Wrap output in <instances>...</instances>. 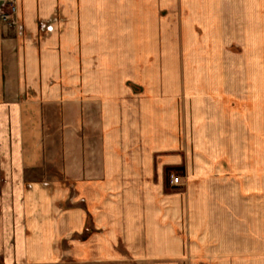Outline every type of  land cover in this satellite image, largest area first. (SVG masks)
<instances>
[{"label": "crops", "instance_id": "obj_1", "mask_svg": "<svg viewBox=\"0 0 264 264\" xmlns=\"http://www.w3.org/2000/svg\"><path fill=\"white\" fill-rule=\"evenodd\" d=\"M19 5L28 36L17 37L15 28L0 22V261L129 264L112 244L93 245L98 239L93 231L101 227L102 237L111 240L114 233L125 236L108 215L113 212L112 200L121 201L128 190L124 182L130 179V160L143 183L162 186L161 169L154 172L155 155L161 154L163 160L180 158L181 165L185 162L187 192L198 189L194 179L200 173L188 161L193 158L189 144L194 141L195 123L193 115L186 114L195 82L176 68L182 61L178 54L182 32H190L187 40L197 27L211 31L221 24V31H239V44L260 57V62L251 61L254 68L249 71L250 86L259 90L264 88V0H19ZM54 16L74 32L73 60L79 77L70 93L72 105L66 104L69 88L67 93L58 90L63 93L58 92L56 99L46 98L50 90H40L42 79L49 83L50 75L65 84L64 40L57 46L53 69L48 68L51 60L43 61L44 39L37 35L39 22ZM211 60L210 55L202 59ZM152 62L158 69L146 70ZM211 74L200 76L196 97L203 95L204 88L214 89L218 77ZM70 110L73 127L66 128L64 117ZM52 125L57 134L45 135V128ZM178 151L185 156L167 155ZM251 155L254 161L241 173L248 176L249 187L240 182L238 195H224L221 213L237 224L248 206L250 222L261 224L260 237H264V194L258 190L263 175L258 171V155ZM76 189L87 197L88 211L72 200ZM199 189L201 198L209 195L204 187ZM190 199L205 205L196 197ZM87 229L89 243L64 247L69 237ZM255 247L250 253L263 261L264 247ZM238 249L221 246V260L236 259Z\"/></svg>", "mask_w": 264, "mask_h": 264}, {"label": "rangeland", "instance_id": "obj_2", "mask_svg": "<svg viewBox=\"0 0 264 264\" xmlns=\"http://www.w3.org/2000/svg\"><path fill=\"white\" fill-rule=\"evenodd\" d=\"M18 6L20 10L19 0ZM19 10L15 16L16 24L10 27L15 28L17 37L25 38L28 32L20 20ZM0 22L3 23L1 20ZM65 22L60 17L54 16L49 20L40 21L38 25L37 35L39 34L40 39H44L42 44L40 42L45 54L43 61L51 60L48 68L55 69L52 61L56 64L57 46L63 40L66 44L65 53L62 56L65 67V84L62 83V78L58 79L56 76L50 75L49 83L42 79L40 90H50L46 97L48 99H56L58 90H64L67 93L66 89L69 88L70 94L78 84L77 63L73 60L72 37L74 32L65 28ZM220 28L221 24L219 27L212 28L211 31H204L197 27L192 31L193 37L187 40L186 37L190 32H182L185 36L178 42L180 43L178 54L182 61L176 63L181 76L184 77V74L188 73L193 77L191 80L195 82L194 89L191 88L193 96L191 95V101L188 104L189 110L186 112L188 118H190V113L193 115L195 123L194 141L189 144L193 150V158L188 161H193L195 171L200 173L194 179L195 188L204 187L209 195L206 197L204 194L205 197L201 198L197 195L202 194L201 189L187 192V180H184L185 162L181 165L180 158L163 160L160 158L161 154L155 155L154 172L158 174L161 169L165 178V184L162 186L157 184V180H155L157 185L143 183L141 174H137V170H134L136 165L134 160H130L128 169L130 179L124 182L127 183L128 190L124 192L121 201H118V198L112 200L113 212L108 215L110 223L113 221V226L119 227L120 230L123 229L122 233L125 236L114 233L113 240H111L108 236L102 237L105 229L100 227L93 231L95 237L98 238L95 239L96 242L93 245L112 246L115 252L123 256L124 262L129 264H264L261 256L250 253L251 248H256L255 246L264 247V237H260V234H263L261 224L250 222L249 207L247 206L241 215L242 222L234 224L229 222L227 216L222 215L220 204L221 198L228 195L227 193L238 195L236 186L240 182L245 188L249 187L248 176L241 173H244V165L254 161V159L251 160L253 153L259 157L258 171L262 173L263 178L259 180L258 190L262 189L259 193L264 194V88L254 91L249 83L251 78L253 79L249 72L251 68V71L254 68L251 61L258 62L259 60L260 62V57H257L258 53L254 52V49L251 50L244 44H239V37H237L239 31L233 29L221 31ZM242 33H245L243 29ZM34 41L33 39L32 42L36 44ZM37 45L41 48V45ZM86 55L83 53L84 57ZM181 55L186 57H181ZM207 55L212 57V62H203L208 57ZM184 58L189 61L185 62ZM102 66L101 68L105 69ZM158 67L152 62L148 63L145 69L155 70ZM98 69L100 70L99 67ZM115 69H118V64H115ZM212 72L219 79H215L214 89L212 86L204 88L203 95L196 97L194 94H196V85L201 79L200 76ZM210 81L214 80L210 79ZM69 94L65 95L66 104L72 105L69 101L73 100V95ZM182 99H185V95ZM197 101L202 102L197 104ZM182 115L184 118V111ZM64 118L66 128L69 124L73 127V110H70L69 114L67 111ZM196 130L200 131L197 141H195ZM45 132V135H56L57 128L52 125L45 128ZM167 155L185 156L181 151ZM162 160L163 163H159ZM82 163H85L84 159ZM144 170L147 171L148 168ZM235 171L239 172L237 176ZM176 177L181 180L179 184L173 181ZM116 182L118 181L113 183L116 184ZM46 185L49 186L45 183L44 186ZM70 185L72 188L73 184ZM158 193L161 194V203L157 201ZM74 194L75 196L71 195L72 200L78 201L85 209L89 208L87 197H83L77 189ZM192 194L197 200H201L199 202L204 201L205 205H197L194 202L195 199L192 201L190 198H195ZM261 196L264 199V195ZM262 208L264 211V207ZM89 232L87 229L82 234L69 237L64 247L69 250L79 244L83 246ZM110 244L112 245L108 246ZM221 246L239 248L240 254L236 256V259H231L233 256H230L227 261L221 260ZM202 249L205 252L202 253ZM0 264L4 263L0 261Z\"/></svg>", "mask_w": 264, "mask_h": 264}, {"label": "built area", "instance_id": "obj_3", "mask_svg": "<svg viewBox=\"0 0 264 264\" xmlns=\"http://www.w3.org/2000/svg\"><path fill=\"white\" fill-rule=\"evenodd\" d=\"M5 9L7 11H4ZM18 10V0H1L0 20L5 25L13 26L16 24L15 16L16 13H18ZM173 181L175 184H179L181 180L179 177H176Z\"/></svg>", "mask_w": 264, "mask_h": 264}]
</instances>
